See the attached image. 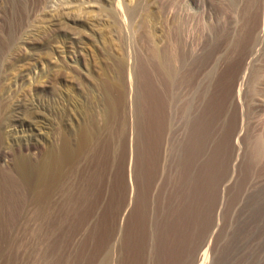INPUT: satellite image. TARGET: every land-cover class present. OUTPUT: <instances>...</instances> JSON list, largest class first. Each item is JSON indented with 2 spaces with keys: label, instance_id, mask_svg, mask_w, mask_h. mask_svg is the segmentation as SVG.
I'll return each instance as SVG.
<instances>
[{
  "label": "rangeland",
  "instance_id": "374dc122",
  "mask_svg": "<svg viewBox=\"0 0 264 264\" xmlns=\"http://www.w3.org/2000/svg\"><path fill=\"white\" fill-rule=\"evenodd\" d=\"M0 264H264V0H0Z\"/></svg>",
  "mask_w": 264,
  "mask_h": 264
},
{
  "label": "bare ground",
  "instance_id": "6f19581e",
  "mask_svg": "<svg viewBox=\"0 0 264 264\" xmlns=\"http://www.w3.org/2000/svg\"><path fill=\"white\" fill-rule=\"evenodd\" d=\"M163 51L159 50L158 47L156 45H152V47H149L148 48V56H149V60H150V63H152V65L154 66L153 69H155L156 71V75H158L160 77V81L162 82V87L163 90H165V93H168L166 92V90L170 91V89H172V85L174 84L173 81L176 80L175 79V68L173 65V67L171 66V60H172V56L170 55V53H166V51L164 53H162ZM152 61V62H151ZM177 72V70H176ZM180 72V71H179ZM246 72V71H245ZM259 74V73H258ZM257 74V75H258ZM178 75V74H177ZM176 75V76H177ZM207 75V74H206ZM244 76V75H243ZM178 78V76H177ZM177 81V80H176ZM175 81V83H176ZM160 84V83H159ZM240 85V84H239ZM237 88V87H236ZM239 88V87H238ZM239 91V90H238ZM197 92V91H196ZM167 95V94H166ZM201 95V94H200ZM173 96V95H172ZM167 97V96H166ZM195 97V96H194ZM163 99V98H162ZM172 99V97H171ZM168 101V99H167ZM175 103V102H174ZM188 106V105H187ZM178 107V106H177ZM189 110V108H188ZM187 111V109H186ZM257 146V145H256ZM255 146V149L257 148ZM257 151V149H256ZM20 165V163H19ZM20 169V168H19ZM41 170V166L39 167V171Z\"/></svg>",
  "mask_w": 264,
  "mask_h": 264
},
{
  "label": "water",
  "instance_id": "95a60500",
  "mask_svg": "<svg viewBox=\"0 0 264 264\" xmlns=\"http://www.w3.org/2000/svg\"><path fill=\"white\" fill-rule=\"evenodd\" d=\"M210 235H211V231L209 232L208 237H210Z\"/></svg>",
  "mask_w": 264,
  "mask_h": 264
}]
</instances>
